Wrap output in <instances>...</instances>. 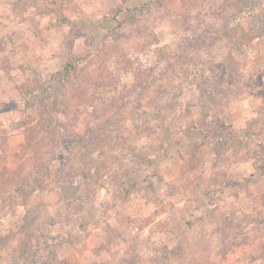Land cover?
I'll list each match as a JSON object with an SVG mask.
<instances>
[{
	"label": "rangeland",
	"instance_id": "1",
	"mask_svg": "<svg viewBox=\"0 0 264 264\" xmlns=\"http://www.w3.org/2000/svg\"><path fill=\"white\" fill-rule=\"evenodd\" d=\"M64 263L264 264V0H0V264Z\"/></svg>",
	"mask_w": 264,
	"mask_h": 264
},
{
	"label": "trees",
	"instance_id": "2",
	"mask_svg": "<svg viewBox=\"0 0 264 264\" xmlns=\"http://www.w3.org/2000/svg\"><path fill=\"white\" fill-rule=\"evenodd\" d=\"M76 67V65L74 64V63H72V62H68L67 64H66V66H65V72H67V73H69L70 72V70H72L73 68H75ZM64 75H66L65 73H63ZM217 122V121H216ZM218 126H221V127H226L227 125L226 124H224V123H222V122H217L216 123ZM122 222H124V221H122ZM125 223V222H124ZM37 247H35V249H34V251L36 252V250H37V252H38V249H36ZM40 251V250H39ZM36 252V254H38ZM35 256V255H34ZM33 256V257H34ZM30 263H32L31 261H30ZM64 264H67V263H64Z\"/></svg>",
	"mask_w": 264,
	"mask_h": 264
}]
</instances>
